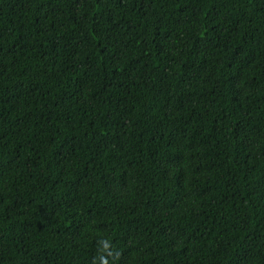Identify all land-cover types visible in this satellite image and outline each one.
Instances as JSON below:
<instances>
[{"label":"trees","instance_id":"obj_1","mask_svg":"<svg viewBox=\"0 0 264 264\" xmlns=\"http://www.w3.org/2000/svg\"><path fill=\"white\" fill-rule=\"evenodd\" d=\"M0 264H264V0H0Z\"/></svg>","mask_w":264,"mask_h":264}]
</instances>
